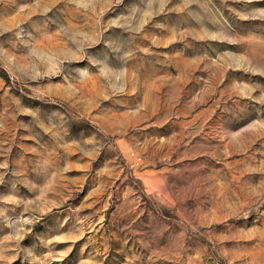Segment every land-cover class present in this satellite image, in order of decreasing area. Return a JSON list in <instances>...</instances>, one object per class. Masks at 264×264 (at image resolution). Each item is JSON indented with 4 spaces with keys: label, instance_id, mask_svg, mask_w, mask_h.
Returning <instances> with one entry per match:
<instances>
[{
    "label": "rangeland",
    "instance_id": "374dc122",
    "mask_svg": "<svg viewBox=\"0 0 264 264\" xmlns=\"http://www.w3.org/2000/svg\"><path fill=\"white\" fill-rule=\"evenodd\" d=\"M0 264H264V0H0Z\"/></svg>",
    "mask_w": 264,
    "mask_h": 264
}]
</instances>
